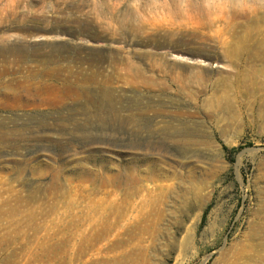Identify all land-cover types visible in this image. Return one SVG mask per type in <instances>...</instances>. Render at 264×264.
I'll return each mask as SVG.
<instances>
[{"label": "rangeland", "instance_id": "374dc122", "mask_svg": "<svg viewBox=\"0 0 264 264\" xmlns=\"http://www.w3.org/2000/svg\"><path fill=\"white\" fill-rule=\"evenodd\" d=\"M0 264H264V0H0Z\"/></svg>", "mask_w": 264, "mask_h": 264}]
</instances>
